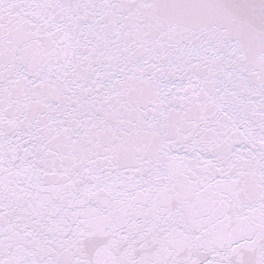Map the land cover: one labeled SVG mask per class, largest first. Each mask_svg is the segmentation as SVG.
Masks as SVG:
<instances>
[{
  "label": "snow or ice",
  "instance_id": "6c2138e0",
  "mask_svg": "<svg viewBox=\"0 0 264 264\" xmlns=\"http://www.w3.org/2000/svg\"><path fill=\"white\" fill-rule=\"evenodd\" d=\"M0 264H264V0H0Z\"/></svg>",
  "mask_w": 264,
  "mask_h": 264
}]
</instances>
